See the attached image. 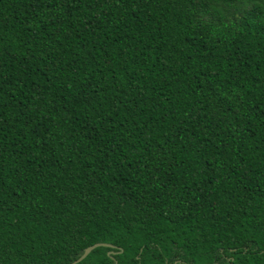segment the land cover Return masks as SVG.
Here are the masks:
<instances>
[{
    "label": "trees",
    "instance_id": "16d2710c",
    "mask_svg": "<svg viewBox=\"0 0 264 264\" xmlns=\"http://www.w3.org/2000/svg\"><path fill=\"white\" fill-rule=\"evenodd\" d=\"M98 242L264 264V0H0V264Z\"/></svg>",
    "mask_w": 264,
    "mask_h": 264
},
{
    "label": "water",
    "instance_id": "95a60500",
    "mask_svg": "<svg viewBox=\"0 0 264 264\" xmlns=\"http://www.w3.org/2000/svg\"><path fill=\"white\" fill-rule=\"evenodd\" d=\"M98 246L114 247V245H112L110 243H104V242L94 243L92 245L87 246L83 250V252L81 253V255L76 260H74L73 262H71L70 264H74V263L80 262L82 259H84L90 253L91 250H93L94 248H96ZM111 253H113V251H109L108 252V254H111Z\"/></svg>",
    "mask_w": 264,
    "mask_h": 264
}]
</instances>
